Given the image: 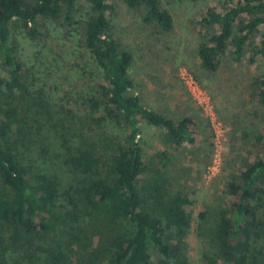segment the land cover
I'll use <instances>...</instances> for the list:
<instances>
[{
  "label": "trees",
  "instance_id": "trees-1",
  "mask_svg": "<svg viewBox=\"0 0 264 264\" xmlns=\"http://www.w3.org/2000/svg\"><path fill=\"white\" fill-rule=\"evenodd\" d=\"M79 1L0 0L1 66L10 71L8 79L0 75V264L15 259L16 252L30 264H189L190 199L170 190L166 180L141 179L151 164L139 135L145 122L164 129L172 143L191 144L196 141L195 123L145 105L130 74L133 56L112 32L114 7L109 0H85L90 10L81 41L100 73L96 95L88 101L92 134L77 146L70 144L73 132L66 124L59 135L66 165L82 179L62 189L57 176L38 170L19 149L33 133L22 102L35 103L47 113L51 109L39 96H25L30 93L11 41L12 22L22 20L33 35L39 17L70 25ZM125 2L141 10L146 25L172 30L173 15L160 0ZM197 22L203 30L197 56L204 71H219L227 55L251 64L264 59V0H237L224 10L210 6ZM255 83L256 97L264 105V76ZM226 193L233 199L215 212L209 227L211 249L203 259L207 264H264V155L245 160L226 183ZM205 217L200 214L199 228Z\"/></svg>",
  "mask_w": 264,
  "mask_h": 264
},
{
  "label": "rangeland",
  "instance_id": "rangeland-1",
  "mask_svg": "<svg viewBox=\"0 0 264 264\" xmlns=\"http://www.w3.org/2000/svg\"><path fill=\"white\" fill-rule=\"evenodd\" d=\"M235 1L160 0L174 19L172 30L162 32L146 25L141 10L129 7L125 0H109L114 7L110 12L112 32L133 56L130 74L145 105L174 120L190 117L195 123L196 141L191 144L172 143L164 129L145 122L140 124L139 135L145 160L151 164L141 179L166 180L170 190L181 191L190 199L186 208L193 223L185 247L189 264L208 263L203 253L211 249L209 227L214 214L233 199L226 193L230 177L241 171L245 160L264 155V105L254 90L256 79L264 76V59L251 64L227 55L219 71L209 73L197 56L203 32L197 21L208 7L224 10ZM89 10V4L80 0L76 21L70 25L39 17L35 35L22 20L12 22L11 41L31 95L25 96H39L51 109L47 113L35 103L22 102L33 133L19 149L38 170L57 176L62 189L78 184L83 177L65 163L64 140L59 137L62 124L73 132L70 144L75 146L90 137L93 129L88 101L96 95L100 73L81 41ZM1 63L2 58L0 75L8 79L10 71ZM190 77L196 84H191ZM60 203L66 202L62 198ZM201 213L207 219L203 228L198 227ZM14 255L15 259H6L8 264H30L22 252Z\"/></svg>",
  "mask_w": 264,
  "mask_h": 264
},
{
  "label": "built area",
  "instance_id": "built-area-1",
  "mask_svg": "<svg viewBox=\"0 0 264 264\" xmlns=\"http://www.w3.org/2000/svg\"><path fill=\"white\" fill-rule=\"evenodd\" d=\"M187 79V78H186ZM190 81H191V84H194L195 83V81L190 77ZM187 83H188V80H187ZM190 83V82H189ZM196 84V83H195ZM194 88H195V86H194ZM194 91H195V89H194Z\"/></svg>",
  "mask_w": 264,
  "mask_h": 264
}]
</instances>
